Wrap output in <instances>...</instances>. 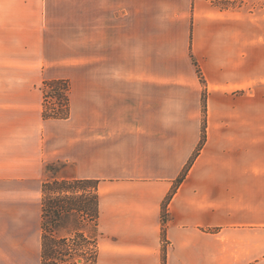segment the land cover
<instances>
[{
    "label": "crops",
    "instance_id": "1",
    "mask_svg": "<svg viewBox=\"0 0 264 264\" xmlns=\"http://www.w3.org/2000/svg\"><path fill=\"white\" fill-rule=\"evenodd\" d=\"M52 163L100 264H264V0H0V264H41Z\"/></svg>",
    "mask_w": 264,
    "mask_h": 264
},
{
    "label": "trees",
    "instance_id": "2",
    "mask_svg": "<svg viewBox=\"0 0 264 264\" xmlns=\"http://www.w3.org/2000/svg\"><path fill=\"white\" fill-rule=\"evenodd\" d=\"M69 90L68 80L44 83L46 117L65 118L69 115ZM49 98L53 99L52 103L47 101ZM204 140L205 135L200 146ZM98 187L95 179L57 175H51L44 182L41 264H98ZM80 188L84 189L81 194Z\"/></svg>",
    "mask_w": 264,
    "mask_h": 264
},
{
    "label": "rangeland",
    "instance_id": "3",
    "mask_svg": "<svg viewBox=\"0 0 264 264\" xmlns=\"http://www.w3.org/2000/svg\"><path fill=\"white\" fill-rule=\"evenodd\" d=\"M48 102H50V103H52L53 102V99H51V98H49L48 100H47ZM57 103V102H56ZM49 168H50V173L51 174H49L48 176H47V178H46V180L51 176V175H57V176H59V174H62L63 172H65L64 170H65V166L63 165V164H60V163H55V164H49ZM45 180V181H46ZM79 186V185H78ZM82 191H84V189H82V188H80L79 189V194H81L80 192H82ZM47 192V191H46ZM45 192V193H46ZM43 196H45V194L43 195ZM42 203H43V201H42ZM99 231H100V229H99ZM100 235V234H99ZM100 236H99V238H98V257H99V252H100V250H101V241H102V239H101V241H100ZM98 264H100V262H99V258H98Z\"/></svg>",
    "mask_w": 264,
    "mask_h": 264
}]
</instances>
